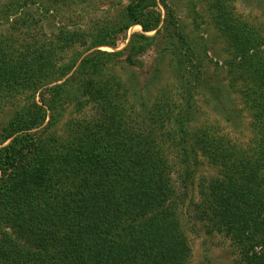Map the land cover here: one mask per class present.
I'll return each mask as SVG.
<instances>
[{
	"label": "trees",
	"instance_id": "16d2710c",
	"mask_svg": "<svg viewBox=\"0 0 264 264\" xmlns=\"http://www.w3.org/2000/svg\"><path fill=\"white\" fill-rule=\"evenodd\" d=\"M86 2L94 0L0 6V20L23 36L0 37V111L14 107L0 132V264H189L183 213L229 237L243 264H264V139L249 160L238 144L197 128L200 93L233 129L241 120L214 78L203 79L206 47L169 0H118L125 8L112 16L114 4L113 19L94 27L51 23ZM225 10L217 25L233 56L224 66L251 86L264 123V37ZM135 26L142 33L119 50ZM157 42L180 69L176 100L153 97L159 67L145 82L134 72ZM202 159L221 172L198 185Z\"/></svg>",
	"mask_w": 264,
	"mask_h": 264
},
{
	"label": "rangeland",
	"instance_id": "374dc122",
	"mask_svg": "<svg viewBox=\"0 0 264 264\" xmlns=\"http://www.w3.org/2000/svg\"><path fill=\"white\" fill-rule=\"evenodd\" d=\"M12 1L0 0V6L8 5ZM114 4L118 6V0H94V2L81 4L77 9L78 13L76 12V16L72 18L65 14V17L62 16L63 19L50 20L53 26L62 22L68 26L94 27L101 22H106L105 20L113 19L112 16H116L118 12L120 13L127 3H123L112 10L111 7ZM168 5L175 19L186 27V34L195 42L201 44L202 47H206L205 50H199L203 52V55L200 56V60L203 63L201 65L203 79H208L207 76L214 78L212 82L218 90L220 98L228 107L232 106L233 110H231L235 116L237 113L241 118L239 127L233 129L222 121L219 114L212 110V106L208 101L210 96L206 95V93V96L200 93V95H197L198 103L201 107L197 128L199 130L205 128L214 130L215 135L219 136V138L226 139L235 146L238 144V148L243 149L244 155L249 160H252L255 154L254 150L259 148L264 139V123L257 119L256 107L253 108L252 102L249 101V95L252 93L251 86L238 76L232 78L231 75H228L229 67L228 65L224 66V62L227 63L226 61L232 58L233 50L229 48L228 38L219 30L220 26L217 25V21H220V16L224 15L222 10L225 7L227 9L225 11H229V16L231 18L234 17L231 19L233 22L236 20L242 25L245 24L253 28L258 35L264 37V0H169ZM110 8L112 16L109 13ZM160 8L165 18L166 12L162 6ZM32 9L35 11L34 14L37 15L36 9ZM43 32L47 33L46 31ZM141 33V26L131 28L127 37L124 36V39L118 44L119 50H123L129 44L134 34ZM155 35L156 32L148 34L150 37ZM12 36L19 40L23 37H20V33L12 34L9 23L3 19L0 20V37L9 40L12 39ZM161 49L162 45L160 42L149 48L139 61V68L134 69V72L139 77L140 82H145L153 76L151 73H154L155 69L159 67L160 74L151 87L153 97L158 96L160 99L163 91H167L166 94L171 99L176 100L179 95V90L177 89L179 79L177 76L180 69L175 68V56L166 55L167 57H163ZM100 50L112 53L115 49L102 47ZM196 58H199V56L197 55ZM250 65L248 63V72L251 73V68L253 67ZM116 70V74L119 76V69ZM122 70L120 69V75L123 74V78L127 79L129 73H126L125 76L124 73L126 71L122 72ZM244 76L245 78L248 77L249 81L250 75L245 74ZM253 95L252 93L250 96ZM13 110L14 107L0 111V132L2 130L1 124H4ZM70 111L67 112L66 119L68 116L70 119L74 118ZM65 120H63V123ZM202 162L203 165L197 176L198 185L204 180L212 181L220 178L221 169L219 167L212 166L206 159H202ZM198 185H196V190ZM196 197L198 198L197 195ZM188 216V214L185 215L183 213L181 220L192 250L189 264H243L240 257V247L229 237L221 233H208L209 231L205 225L197 223ZM257 251L259 252L260 248Z\"/></svg>",
	"mask_w": 264,
	"mask_h": 264
}]
</instances>
